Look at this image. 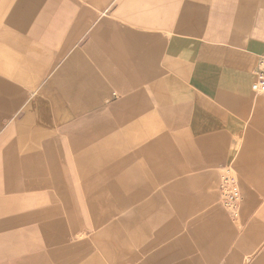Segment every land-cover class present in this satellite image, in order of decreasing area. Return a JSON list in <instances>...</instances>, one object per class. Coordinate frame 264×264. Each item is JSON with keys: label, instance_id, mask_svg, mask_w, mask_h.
<instances>
[{"label": "crops", "instance_id": "0c3cea01", "mask_svg": "<svg viewBox=\"0 0 264 264\" xmlns=\"http://www.w3.org/2000/svg\"><path fill=\"white\" fill-rule=\"evenodd\" d=\"M0 12L8 14L1 22L3 28L20 31L18 35L0 33V44L6 46L8 55L4 62L0 59V158L10 156L0 164L4 168L15 164L16 172L25 177L17 186L19 191L46 181L47 169L53 188H60L58 164L70 162L58 139L42 140L53 147L42 153L34 141L29 142L34 133L32 115L45 118L47 121L38 124L48 128L54 126L51 118L59 128L72 122L82 128L89 122L98 134L96 129L109 130L112 102L120 107L116 117L122 123V133H130L133 127L139 138L143 137L141 147L148 146L149 123L160 125L162 131L149 146L184 147L179 153L170 150L169 161H187L190 181H195L192 187L205 181L213 188L209 214L215 223H222L217 178L223 169L236 168L245 192L256 181L264 183V94L255 95L250 87L258 57L264 53V0H0ZM49 35L55 56L62 57L55 73L60 72L61 77L56 76L54 82L59 95L40 102L28 100L24 106L27 121H18L12 95L21 89L9 77L23 81L24 75L22 71L17 74L19 69L11 63L17 61L20 70L24 62L26 67L35 66L33 57L44 50ZM37 37H41L37 45L42 47L33 44ZM50 48L47 44L46 50ZM79 142L73 141L82 149ZM19 147L23 151L18 153ZM69 155L72 160L85 161L80 153ZM122 166L93 164L89 174L83 168L80 178H88L84 183L92 184L90 188L83 185V191L99 192L111 185L115 192L119 188L114 175L122 174L116 171ZM60 190L62 195L66 193ZM185 193L176 185L159 188L157 193L164 195L159 198L161 226L164 232L179 234L172 244L179 255L189 254L186 238L193 230L190 226L209 222L207 215L185 222L188 211L202 205V201H184ZM255 196L250 193L248 204L262 203L251 200ZM53 209L37 207L2 220L5 227H1L0 238L9 246L2 253L4 258H13L17 264H36L44 247L52 252L61 242L69 252L85 248L83 241L67 243L75 230L71 226L66 231L61 217L44 220ZM58 224L63 230L56 235L53 229ZM184 227L186 234L181 235ZM226 231L231 234L230 228ZM249 242L244 261L253 248ZM83 252L75 261L68 258L66 264H101L96 254L84 257L87 253ZM141 264L159 263L150 257Z\"/></svg>", "mask_w": 264, "mask_h": 264}, {"label": "rangeland", "instance_id": "374dc122", "mask_svg": "<svg viewBox=\"0 0 264 264\" xmlns=\"http://www.w3.org/2000/svg\"><path fill=\"white\" fill-rule=\"evenodd\" d=\"M7 15V12H0V33L18 35L20 33L18 29L3 28L1 22ZM60 33L61 36L62 32ZM51 36L49 35L43 43L44 50L40 49L33 57L36 60L35 66L26 67L24 62L23 69L20 70L21 67L17 61L14 60V63H11L19 69L17 74L22 71L24 75L23 81L20 77L18 80L9 77L12 83L17 84L18 88L22 90L20 92L14 91V95H12L16 99L18 121L24 119L27 121L26 103L28 100L38 99L40 102L43 99H55L59 95L56 92L54 82L56 76L61 77L60 72L56 76L55 73L57 72L56 69L60 67L62 57L55 56V49L50 42ZM40 39L41 37L35 38L33 43L35 47H42L39 44L41 43ZM47 44L51 48L46 50ZM7 46L10 47V45ZM13 49H16L15 46ZM13 52V57H15L17 53L15 50ZM6 54V46L0 44L2 62L7 59L8 55ZM7 61L9 62V60ZM8 100L9 97L6 101ZM111 104L114 116L107 120L109 130L105 132L107 130L105 127L96 129L98 134L94 133L95 128H90L89 122L82 124V128L73 122L66 127L59 128L55 126V119L51 118L49 121L54 125V128L52 126L48 128L38 124L40 120L47 121L45 118L32 115L30 121L34 125V133L32 134L33 140L29 142L34 141L36 150L42 153L53 149L50 145H45L42 140L58 139L63 150L68 153L70 162L58 164V170L61 172V178L58 181L60 188H53L52 174L47 169L46 181L42 180L38 183L33 180L37 184L34 186L33 183L26 189H21L22 191H19L18 188L20 187L17 188V186L23 184L20 180L25 179V177L16 172L15 164L14 166L7 164L5 168L0 164V228L5 227L2 220L9 219L16 213L37 207L51 206L55 209L44 217V220L61 217L64 220L62 225L66 231L71 226H74L72 228L75 230L73 236L68 237L67 243L72 244L77 241L86 243L85 248L80 246L70 252L63 248L61 242L57 245L58 248L52 252L45 247L41 248L40 253L43 257L37 259L36 264H66L69 259L73 258L75 261L77 256L83 255V251L87 253L84 257L96 254L101 260V264H141L150 257H154L159 264H227V262L264 264V183L256 181L255 186L250 184L252 188L245 192L240 183L242 175L237 173L236 168L227 166L226 169H223L217 178L220 195L218 199L220 201L217 200L221 210V215L218 214V216L222 219V223H215L212 215L209 214L212 207L211 192L213 188L208 186L205 181H202L201 185L196 183L199 187H192L191 183L195 181H190L187 161H169L171 158L170 150L173 149L179 153L184 147L176 145L174 147L149 146L155 136L158 135L159 137L162 134L160 125L156 126L153 123L146 126V135L150 137V140L147 137L148 146L141 147L140 144H144L143 137L139 138L138 132H135L133 127H131L130 133H122V123L120 118L116 117L120 107L115 102ZM134 120L136 121V119ZM6 122L8 120L4 121V123ZM40 126L41 132H39ZM92 134L96 135L93 136ZM74 139L83 143L82 149H77V145L75 146L73 143ZM57 143L55 144L57 145ZM5 146H7L6 142H4V148ZM20 151L23 149L19 147L18 153ZM7 152L9 153L10 149ZM75 152L82 154L85 161L72 160L69 153L75 154ZM108 155L111 157H106ZM9 157L3 156L0 161L6 162ZM106 163L123 165L116 170L122 174L114 175V183L119 189L113 192L110 189L111 185H108L109 188L99 192L90 190L86 193L83 191V185L90 188L92 184H90L91 181L87 182L90 185L84 183L89 179L80 178V171L85 168V172L88 173L89 167L93 164L106 165ZM170 170H174V172H170ZM226 170L230 171L229 175L238 183L241 192V202L235 216L223 206L221 200L220 182L225 174L223 172ZM170 173L178 175L166 177ZM255 175L258 176L259 174ZM19 177L20 179H18ZM28 179L31 180V176ZM171 185L182 187V190L186 191L184 201H202V205L204 203L203 206L201 205L202 207L196 206L195 209L189 210L190 213L187 214L185 222L198 219L204 215L209 217L207 218L209 222L203 225L195 223L190 226L193 230L187 233L186 245L190 246L188 255H179L175 249L176 246L172 245L179 234L164 232L165 227L161 226L163 220L161 221L159 217V198L164 195L157 193L159 188L170 187ZM196 188L201 191L198 192ZM60 189L66 193L62 195ZM53 192L55 195L52 194ZM56 192L59 193L56 194ZM250 193L257 195L251 200L262 201V203L248 204ZM2 228L0 229V237L2 236ZM187 228L184 227V231L180 234L185 235ZM229 228L231 234L226 231ZM61 230L63 228L59 224L53 229L56 231V235ZM2 241L0 238V264H17L12 262L13 258L11 260L4 258L5 255L2 253L5 248L9 249V246L5 247ZM248 242L252 244L251 247L253 248L248 254L249 258L244 261L242 256ZM73 259L69 262H73Z\"/></svg>", "mask_w": 264, "mask_h": 264}, {"label": "built area", "instance_id": "2783aa9c", "mask_svg": "<svg viewBox=\"0 0 264 264\" xmlns=\"http://www.w3.org/2000/svg\"><path fill=\"white\" fill-rule=\"evenodd\" d=\"M253 80L250 84L251 90L255 95L264 94V53L257 60ZM229 169V168H227ZM220 182V194L223 206L234 216L237 214L241 202V192L239 185L229 175L230 171L226 170Z\"/></svg>", "mask_w": 264, "mask_h": 264}]
</instances>
